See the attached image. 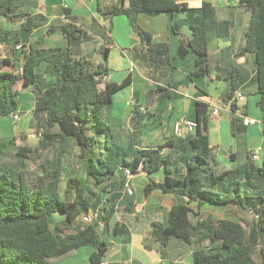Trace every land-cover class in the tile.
Here are the masks:
<instances>
[{
	"label": "trees",
	"instance_id": "1",
	"mask_svg": "<svg viewBox=\"0 0 264 264\" xmlns=\"http://www.w3.org/2000/svg\"><path fill=\"white\" fill-rule=\"evenodd\" d=\"M239 3L250 12V21L245 44L238 54L251 53L255 57L258 105L264 120V0H239ZM38 7L39 0H0V21L19 24L21 30L12 40L17 43L13 56L17 52L23 57L19 63L12 56L0 59V116L16 113L21 87L31 86L35 95L32 122L42 123L36 130L42 136L37 146H15L16 169L11 172L0 168L2 263L54 264L78 248L92 245L95 250L91 260L97 264L108 251L103 232L96 225L99 221L82 226L79 221L83 213L91 210L92 202L85 196L90 191L89 184L106 193L113 186L119 189L126 186V169L132 173L139 170L152 173L163 168L164 180L150 178L144 194L160 191L174 194L182 202L169 207L166 224L152 223V234L162 257L171 240H178L193 247V264H264V160H254L251 152L246 163L220 170L208 135L210 105L201 101L196 102L197 126L185 137L173 135L172 140L157 147H134V141L129 146L122 145L115 132L116 123L107 115L115 94L131 84V73L121 81L108 79L109 47H102V60L84 53L82 44L90 41L91 35L77 24L79 19L69 10L65 13L67 21L58 19L50 25V31L60 32L67 45L40 48L39 39L27 44L28 35L46 19L37 11ZM213 9V4L206 0L199 8L177 0H118L104 14L126 15L142 41L139 55L151 65L161 66L172 63L170 44L153 41L152 33L138 24V16L167 12L171 19L174 13H182L191 21L199 13V19L190 23L191 33L181 39L177 56L184 58L190 52L195 53L199 67L194 74L208 75L206 20ZM175 27L176 24H171L172 29ZM19 44L21 48H17ZM239 76L240 69L236 66L226 74L232 84L223 101L231 102L233 110L240 108L234 102ZM157 90L162 91V97L170 95L162 86ZM240 130L238 118L234 117L233 133ZM70 139L78 145L77 156L83 162L84 176H69L63 188L61 160ZM13 140L9 144L14 145ZM176 140L181 143L174 148L171 143ZM178 147L184 150V156L177 157ZM6 148L4 141H0V164L7 156ZM43 148L50 150L54 158L47 160L50 168L44 178L30 182L27 160L33 154L41 156ZM165 149L169 151L163 153ZM176 161L181 162L177 169ZM47 165L44 163V168ZM177 170L181 171L179 175ZM72 195L74 198L70 199ZM205 205L253 211L258 221L248 229L242 221L206 215L202 211ZM55 215L64 216L73 231L59 226L52 228ZM101 218L107 219V215Z\"/></svg>",
	"mask_w": 264,
	"mask_h": 264
},
{
	"label": "crops",
	"instance_id": "2",
	"mask_svg": "<svg viewBox=\"0 0 264 264\" xmlns=\"http://www.w3.org/2000/svg\"><path fill=\"white\" fill-rule=\"evenodd\" d=\"M177 1L186 2L194 8H199L203 2V0ZM206 1L211 2L214 6L213 13L206 20L209 50L205 64L210 70L208 75L194 74L199 67L195 53L190 52L184 58L177 56L181 39L191 33L190 23L199 19V13L196 14V19L191 21H187L182 13H174L171 19L167 12H160L157 15L142 13L138 16V24L144 30L152 33L153 41L170 44L171 65L153 66L139 55L138 48L142 46V41L136 32V28L131 25L126 15L117 14L107 17L104 14L118 0H39L37 11L43 14L46 19L38 23L34 31L28 35L27 43L39 39L41 42L37 46L40 48L67 45V40L60 32L61 42L51 44L49 39L50 34L53 33L50 31V25L58 19L67 21L65 13L66 10H69L71 15L79 19L77 24L91 35L90 41L83 43V47L90 44L97 47L93 52H85L83 49L84 53L93 55L96 60H102L103 57L100 52L102 47H109L107 61L109 63L113 61V68L108 79L118 81L114 78L113 72H118L122 79L129 73L132 77L131 84L126 87L128 91L121 95L119 101L120 109L124 106L125 109L127 107V112L122 117L123 120L116 117L114 102L110 114L107 115L110 120L116 123L117 139L119 137L118 141L124 146H129L132 143L130 133L127 130L130 120L135 121L139 133L138 142L133 140L136 143L134 147H157L165 141L172 140L174 138L173 125L178 118L185 116L191 120H196L197 101L206 102L211 106L223 100L221 94L228 82H231L226 78V74L232 67H238L240 76L234 99L238 93L245 96L244 99H238L237 102L239 106V101L243 100V109L241 107L235 110L232 107L223 109L219 116L211 117L208 129L210 144L213 147L219 169H230L246 163L252 150L258 145H263L264 141V120L263 112L258 105L260 95L257 92L258 80L254 64L255 57L251 53L238 54L245 44V32L249 25L250 12L240 5L239 0ZM171 24H176L175 29L171 28ZM18 32H21L19 24L5 20L0 21V42L4 41L2 38L6 35H9L13 40L14 35ZM112 49H116V51ZM16 54L15 57H12L19 63L23 57L17 52ZM7 57L12 58L9 55L2 58ZM136 73L137 77H135ZM158 86L164 87L170 95L162 97L160 95L162 91L157 90ZM24 89L33 92L31 86H22L21 92ZM152 93H154L153 102L147 106L145 97ZM33 96L35 97L34 92ZM33 100L35 101V98ZM255 104L260 108L261 118L260 111L255 110ZM143 106H145L144 110L142 109ZM33 108L34 103L27 110L29 125L34 117ZM244 109L245 112H243ZM16 113L20 115L19 119H21L23 108H19ZM10 116L13 118V114ZM234 117L238 118V124L241 127V130L236 134L233 133ZM244 117H249L252 121L245 125L243 123ZM258 124H261L262 128ZM20 131L25 136L27 128ZM19 133L18 130L14 134V130L10 129L7 135L0 136V141L19 139ZM125 140L127 142L122 143ZM173 143L171 144L175 148L181 142L176 140V143ZM177 150L179 151L177 157L184 156L183 149L178 147ZM168 151L165 149L163 153ZM263 160L264 151L260 154L258 161L262 162ZM180 165L181 162L176 161V169ZM180 173L181 171H176L177 175ZM165 176L166 172L163 168L152 173L144 170L133 173L130 181L134 190L132 195L127 193L126 186L121 189L113 186L110 192L103 193L101 187L92 183L89 184L90 191L87 190L85 194L86 198L92 202L89 212L98 211L101 217L107 215V219L101 218L96 225L98 231L103 232V238L108 245V251L103 259L109 264H193V257L188 261L187 259H180L182 258L181 250L178 253H173L172 242L182 243L178 240H171L167 252L162 257L152 234V223L160 221L166 224L169 207L182 202L178 196L160 191H154L147 196L144 194V188L150 178L162 181ZM72 198H74L73 195L70 199ZM130 202L133 205H129ZM207 207L223 208L205 205L202 206V211L204 212ZM228 208L233 207L223 209ZM129 209H132L133 212L130 213ZM53 220L52 228L59 226L67 231H73L64 216L55 215ZM79 221L82 226L81 219ZM85 246L54 261V264H94L91 255L95 247L92 245ZM0 264H3L1 259Z\"/></svg>",
	"mask_w": 264,
	"mask_h": 264
},
{
	"label": "rangeland",
	"instance_id": "3",
	"mask_svg": "<svg viewBox=\"0 0 264 264\" xmlns=\"http://www.w3.org/2000/svg\"><path fill=\"white\" fill-rule=\"evenodd\" d=\"M3 21V20H2ZM60 33L59 32H53L50 34L49 42L51 44H57L56 42H61L60 39ZM2 39L4 41L0 42V58L9 55L13 56V50L15 48L16 43H14L9 35L4 36ZM11 40V41H10ZM23 42V41H22ZM28 44V43H27ZM26 44V50H29V46ZM97 47L90 44V45H84L83 49L84 51H91L93 52ZM116 51V49H112ZM115 53V52H114ZM118 53H120L118 51ZM109 67L113 68V61H110V63L107 61ZM114 78L119 80H122V77L118 75V72H113ZM135 77H137V73L135 74ZM141 80H143L141 78ZM128 90L125 88L118 92L116 94V97H114L113 102L114 109H115V115L119 119H122V117L125 116L127 112V107L125 109L119 107V101L121 100V95L125 94ZM250 97H256L254 95H249ZM149 95L145 97V100ZM33 98V92L27 89L22 90L20 94V102H19V108H23L22 118L18 120H14L10 115L9 116H0V136L7 135L9 133V130H14V134L17 133L19 130V139L13 140L14 145L9 144L8 140H5L4 143L7 145L6 152L7 156H4L2 159V164H0V168L6 169V171H14L16 169L17 163L15 161L13 150L15 149L16 145H25L29 144L32 146H37L39 144L40 139H42V136L37 133V129L42 125L41 121H39L37 124L34 122L28 124V109L32 106L34 103ZM243 106V100L239 101V107ZM255 110L260 111V108L255 104ZM116 118V119H117ZM260 118H261V111H260ZM109 119V118H108ZM261 128L262 125L258 124ZM23 128H27V132H25V136L22 135ZM136 128V129H135ZM127 130L130 133V139L131 141L136 140L138 142V129L135 126V121H129L127 125ZM13 134V135H14ZM117 135V132H116ZM118 136V135H117ZM119 140V137H118ZM127 140L123 141L122 143H126ZM18 143V144H17ZM68 151L66 154L63 155V158L61 160L62 165V187L65 188L66 186V180L69 176H84V168H83V162L81 159L78 158L77 153L79 151L78 145L74 139L69 140V146ZM263 150L261 151V153ZM54 158L51 151L48 149L43 148L41 151V156H37L36 154H33L30 159L27 160V168H28V176L30 179V182H36L41 178H44L45 171L49 170V166L47 165V160ZM261 162V161H259ZM44 163H46L47 166L44 168ZM47 169V170H46ZM42 176V177H41ZM204 213L206 215L211 214L216 219H223V218H231L234 220L242 221L248 229H250L251 226H253L257 221V215L256 212L253 211H247L243 209H237L235 207L223 209V208H205ZM174 241V240H173ZM173 244V253H178V251L181 250L182 253V259L191 260L193 257L192 249L193 247L186 245L184 243L179 242H172ZM85 247H91V246H85ZM179 259V258H178ZM190 264V263H189Z\"/></svg>",
	"mask_w": 264,
	"mask_h": 264
},
{
	"label": "built area",
	"instance_id": "4",
	"mask_svg": "<svg viewBox=\"0 0 264 264\" xmlns=\"http://www.w3.org/2000/svg\"><path fill=\"white\" fill-rule=\"evenodd\" d=\"M21 47H22L21 44L17 45V48H21ZM236 98L244 99L245 96L241 93H238L236 95ZM230 107H231V102H225L222 100L219 103H216L210 106V115L211 117H217L219 116L220 112L223 109L230 108ZM144 108L145 106L142 107L143 110ZM13 118L14 120H18L20 118V115L18 113H14ZM251 121L252 120L249 117L243 118V123L245 125H248ZM196 126H197V122L195 120H191L185 116H182L174 122L173 134L176 135L177 137H185L186 135L190 134L195 129ZM262 150H263V145L256 146L252 150V158L254 160H258ZM125 175H126V191L128 194L132 195L134 193V190L130 185V181L133 177V173L131 172V170L126 169ZM80 219H81L82 225H90L100 220V213L98 211L83 213ZM97 264H109V263L103 259Z\"/></svg>",
	"mask_w": 264,
	"mask_h": 264
},
{
	"label": "water",
	"instance_id": "5",
	"mask_svg": "<svg viewBox=\"0 0 264 264\" xmlns=\"http://www.w3.org/2000/svg\"><path fill=\"white\" fill-rule=\"evenodd\" d=\"M190 45V44H188ZM202 56H199V59H201ZM230 86H231V82L229 81L225 90L223 91V93L221 94V97L224 98L225 97V94L228 92V90L230 89ZM159 92H161V90H159ZM153 98H154V93H152L151 95H149V97L147 98L146 100V105L149 106L152 102H153ZM234 102H238V98H235L234 99Z\"/></svg>",
	"mask_w": 264,
	"mask_h": 264
}]
</instances>
